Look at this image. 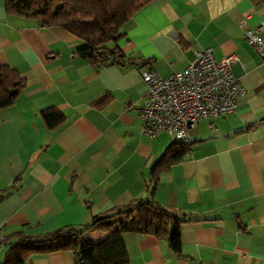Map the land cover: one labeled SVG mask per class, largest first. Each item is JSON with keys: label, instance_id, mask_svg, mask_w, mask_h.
Listing matches in <instances>:
<instances>
[{"label": "crops", "instance_id": "crops-1", "mask_svg": "<svg viewBox=\"0 0 264 264\" xmlns=\"http://www.w3.org/2000/svg\"><path fill=\"white\" fill-rule=\"evenodd\" d=\"M263 21L261 0H152L122 27L116 46L126 63L96 65L78 54L82 40L10 14L0 0V65L26 82L0 110L1 234L82 229L143 200L194 221L183 225L182 257L165 240L124 234L131 264H264V61L245 39ZM207 48L218 60L238 57L233 73L245 93L235 113L191 131L190 153L155 185L153 167L175 139L143 132L141 72L170 77ZM50 108L66 118L55 129L41 116ZM25 264L77 263L58 251Z\"/></svg>", "mask_w": 264, "mask_h": 264}, {"label": "trees", "instance_id": "trees-1", "mask_svg": "<svg viewBox=\"0 0 264 264\" xmlns=\"http://www.w3.org/2000/svg\"><path fill=\"white\" fill-rule=\"evenodd\" d=\"M3 1L10 14L35 20L41 29L61 28L82 40L86 44L78 51L82 58L96 65L103 64L104 58L103 65H124L126 56L116 46L124 37L122 27L152 0ZM261 2L264 5V0ZM112 43L115 46H109ZM25 88L26 82L18 70L0 65V110L14 106ZM104 102L99 100L96 106L104 107ZM41 116L49 129L60 127L66 120L60 111L52 108L42 111ZM189 153V145L175 140L153 167L154 184ZM193 221L174 216L155 203L135 200L95 217L92 224L82 229L64 227L36 238L17 232L7 240L8 249L1 264H25L34 255L58 251L71 252L77 264H131L123 240L127 233L165 240L171 251L182 257V228ZM90 233H98L101 240L87 239Z\"/></svg>", "mask_w": 264, "mask_h": 264}, {"label": "built area", "instance_id": "built-area-1", "mask_svg": "<svg viewBox=\"0 0 264 264\" xmlns=\"http://www.w3.org/2000/svg\"><path fill=\"white\" fill-rule=\"evenodd\" d=\"M245 39L264 61V21L247 28ZM237 62L236 55L218 60L213 49L207 48L195 51L192 63L170 77L151 69L142 71L147 87L141 111L143 132L150 137L166 132L176 141H185L203 120L235 113L245 93L233 73ZM5 245L7 238L0 232V250Z\"/></svg>", "mask_w": 264, "mask_h": 264}, {"label": "rangeland", "instance_id": "rangeland-1", "mask_svg": "<svg viewBox=\"0 0 264 264\" xmlns=\"http://www.w3.org/2000/svg\"><path fill=\"white\" fill-rule=\"evenodd\" d=\"M86 238L94 241V242H98L101 240V237L99 236L98 233H90L86 235ZM5 250L2 251V254L0 255V264L3 262L4 258H5Z\"/></svg>", "mask_w": 264, "mask_h": 264}]
</instances>
